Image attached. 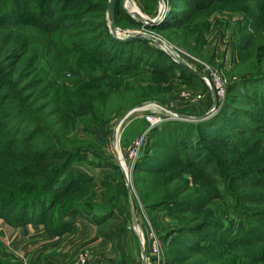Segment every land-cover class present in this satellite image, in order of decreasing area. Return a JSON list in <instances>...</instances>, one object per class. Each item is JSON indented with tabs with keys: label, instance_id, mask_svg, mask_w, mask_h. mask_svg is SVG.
<instances>
[{
	"label": "trees",
	"instance_id": "trees-1",
	"mask_svg": "<svg viewBox=\"0 0 264 264\" xmlns=\"http://www.w3.org/2000/svg\"><path fill=\"white\" fill-rule=\"evenodd\" d=\"M144 1L138 0L140 8L155 16L156 0H147L149 4ZM220 3L234 4V10L242 12L243 18L250 21L249 25L244 26L250 32L242 34L239 42H236V50L239 51L236 68L238 72L243 71L247 75L242 74L240 80L228 84L226 98L216 116L196 123L177 120L176 124H165L163 127L173 133L172 139L178 141L174 145L183 151L181 155L189 153L187 159L190 160L187 163L192 166V170L203 169L209 181L215 184L216 179L206 171V167H212L213 172H217L224 180L234 217L214 222L212 232L201 234L196 233L200 228L190 223L201 218L202 210L192 212V216L187 218V224L179 229L181 234H194L193 236L208 242L201 244L193 239L185 241L182 249L167 258L166 264H264V88L259 95L250 97L251 102L260 106L262 119L246 107H232L236 87L241 85L239 83L246 86L264 80V0H167V10L160 22L144 24L139 18L133 21L135 25L144 28H157L162 33H167L168 40H172V28L181 23L187 27L184 35L188 34L194 19L202 20L201 15H205L212 4ZM3 5L7 8L0 9L1 13L8 11L10 15L17 16L18 21L22 18L30 20L31 27L42 34H61L63 41L60 46L51 48L69 52L75 58L74 67L70 69L73 78L68 83L74 85L77 95L66 93L59 100L52 99L38 105L37 99L45 98L47 94L21 96L18 93L24 105L28 97L33 95L24 113L39 117L41 122H35V128L43 134L44 139L36 140L38 133L32 131L27 135L21 134L18 122L15 121L16 112L10 113L0 100V217L4 218L5 213H8L6 223L11 227L25 226L28 223L42 224L49 235H58L72 229L65 219L84 211L75 204L80 197L78 191L90 185H83V180L92 182L84 170L74 171V159L83 151L85 154L91 152L87 142L80 139L79 133L74 130L76 123L83 118L91 120L89 124L93 126L109 121L144 100L172 93L180 79L195 74L183 64L173 62L160 52L158 54L155 48L148 45L145 48L149 49L147 52L150 57H154V61L141 66L144 56L140 53L142 45L139 41L142 37L119 39L108 34L106 38L103 36L107 33L104 22L95 24L94 20H90L92 17L103 18L104 8L98 0H7ZM65 6H74L87 13L91 25L87 26L78 19L81 11L66 12ZM68 19L73 21L68 23ZM103 38L106 40L97 46L96 42ZM109 41L114 43L112 47L122 49V57L108 52ZM9 59L8 56L5 57L9 73L21 74L25 68V63L20 62L21 56L16 60ZM36 65L33 66L34 70ZM122 73L129 76H123L122 79ZM122 80L128 83L131 81V84L122 88ZM2 82L12 91L18 85H10L3 78ZM25 89L22 86L20 91ZM61 101L63 102L59 104ZM33 105L36 108L30 112L28 107ZM39 111H45L43 118L49 117V124L40 118L42 114ZM228 112L231 115L224 118ZM216 145L233 147L246 156L260 154L263 162L243 165L227 174L220 170L221 158L216 156L219 153ZM188 146H191L190 150ZM147 147H150L149 144ZM253 162L254 160H250L247 163ZM178 165L179 162L169 161L167 167L161 168ZM182 167L181 165L180 169ZM161 168L157 166L155 169L159 171ZM183 173L184 170L180 172L181 176L178 174L180 179ZM183 183L186 184L185 193L189 194L190 180L185 177ZM240 184L248 187L241 190ZM159 185L162 188L164 186L163 183ZM211 198V195L204 194L187 199L184 204L195 211L202 207L203 202L212 201ZM69 201L73 202L70 206L66 205ZM54 205L60 210L57 215L60 219L55 226L48 228L52 217L48 213ZM87 212L88 216L93 215L92 212ZM206 223L208 221L203 224ZM237 227L239 230L236 231ZM2 240L0 236V241ZM230 250L232 253H229ZM15 258L14 254L0 252V264H5L7 259H12L14 264H22L21 260Z\"/></svg>",
	"mask_w": 264,
	"mask_h": 264
},
{
	"label": "rangeland",
	"instance_id": "rangeland-1",
	"mask_svg": "<svg viewBox=\"0 0 264 264\" xmlns=\"http://www.w3.org/2000/svg\"><path fill=\"white\" fill-rule=\"evenodd\" d=\"M6 1L0 0V9L5 10L7 8L3 5ZM98 1L104 8L102 11L103 18L92 17L93 19L90 20H94L95 24L104 22V29L107 33L103 36L106 38L108 34L112 37L126 34L142 37L139 41L142 45L140 53L144 56L141 66L154 61V57H150L147 52L149 49L145 48L148 45L155 48L158 54L162 53L173 62L183 64L195 75L189 74L185 79H180L172 93L159 94L144 100L122 111L109 121L100 122L93 126V124H89L92 122L91 120L83 118L76 123L74 130L79 133L80 139L87 142L86 145L91 152L85 154L83 151L74 159V171L84 170L85 174L91 177L92 182L83 180V185H90H86L78 191L80 197L75 204H77V208L84 211H79L65 220H68L71 227L77 224L82 227L83 232L79 234V237L82 238L80 241L86 239L91 241L88 236L89 231L93 233L92 240H95L96 236L102 238L101 244H105V251L100 250V252H103L104 264H142V262L145 264H166L167 258L182 249L185 241L193 239L198 243L207 244L206 239H199L193 236L194 234L182 235L179 230L187 224V218L192 216V212L202 210L201 218L190 223L193 224L192 226L199 227L200 229L196 233L200 232L201 234L212 232L211 228L214 222L219 223L234 217L231 203L227 199L228 193L224 180L217 172H213L212 167H206V171L211 174L212 178L216 179L215 182L217 183L215 184L209 181L207 175L203 173V169L192 170V166L187 163L190 160L187 159L189 153L181 155L183 151L174 145L178 141L173 140V133L167 131L163 126L165 124L174 125L177 120L196 123L199 120H206L219 114V108L226 98L228 84L240 80L242 74L247 75L243 71L238 72L236 68V56L239 54V51L236 50V42H239L242 34L250 32L244 27L245 24L249 25L250 21L243 18L242 12L234 10V4H212V8L210 7L211 9L205 15H201L202 20L194 19L191 22V31L188 34L184 35L187 27L185 28L183 24L179 23L177 27L171 29L173 37L172 40H168L166 38L167 33H162L157 28H144L141 25H135L133 20L138 17L131 14L125 7L126 0H112L110 9L108 5L111 0ZM144 2L149 4L147 0ZM163 2L166 12L167 0H163ZM128 3L134 8H138L144 15L154 16L145 13L140 8L138 0H129ZM159 7L160 4L156 0V14ZM64 10L66 12L81 11L78 19L87 26L91 25L88 14L77 7L65 6ZM1 12L0 100L5 104L4 108L10 110V113L16 112L15 121L18 122L21 134L27 135L31 131L36 132L38 133L36 140H42L44 139L43 134L35 128V122L40 121L39 117L31 113H24L25 107L28 106L27 104L33 95L28 97L26 105L19 96H28L32 93L47 94V97L37 99L38 105H40L48 102V100H59L66 93L77 95L78 92L74 85L68 83L73 78L70 69L74 67L75 58L69 52L55 51L51 48L56 45L60 46L63 41L61 34H42L38 29L31 27L30 20L22 18L18 21L17 16L10 15L7 13L8 11L5 14ZM111 18L115 28L114 33L110 27ZM72 21L73 19L67 20L68 23ZM149 35L159 38L162 43L154 41ZM184 36L187 38L184 39ZM105 40L104 38L98 40L96 45L99 46ZM107 44H109V53H116V57L120 55L122 57V49L118 50L112 47L114 43L110 41ZM7 56L10 58L9 60H16L21 56L20 62L25 63V68L21 74L9 73L5 62L8 61L5 60ZM34 64H37L35 70L33 69ZM175 71L177 72L178 69ZM211 71H217L224 81L225 91L222 97L217 94ZM123 76L129 75L122 73V79ZM2 78L10 85L13 83L18 85L13 87V91L9 90L6 88L7 86H4ZM130 84L131 81L128 83L122 80V88L128 87ZM239 84L241 85H238L236 90L234 89L235 96L232 107L234 109L237 107L248 108L256 112V115L262 119L263 115L259 113L261 111L260 106L251 102L250 97L252 98L254 94L259 95L260 90L264 88V80L246 86L244 83ZM22 86L24 89H28L20 91ZM83 87L87 88L86 85ZM240 92L251 94V96L248 97ZM28 108L31 110L30 112H33L36 107L33 105ZM44 112H40L42 114L40 118L49 124L51 122L49 117L43 118ZM178 113L192 117L207 114V117L184 119L178 116ZM121 115L124 116L122 120H120ZM230 115L228 112L224 118ZM148 116L161 119L151 125L147 119ZM30 124H32L31 127ZM139 140L140 145L138 146L136 142ZM148 144L150 147H147ZM216 146L219 149L216 156L221 158L220 170L227 174L243 165L254 164L256 161L263 162V157L260 154L254 155L252 153L246 156L240 153L241 150H236L233 147ZM190 148L191 146H188V150ZM179 157H181L180 160H177ZM250 160H254V162L247 163ZM169 161L179 162L178 167L173 166L166 169ZM199 161L200 158L197 162L199 163ZM181 165L183 166L182 169H180ZM157 166L165 167L157 171L155 169ZM182 170L184 173L180 179ZM185 177L190 180L189 194L184 191L186 184L183 183V178ZM160 183L164 184L163 188L160 187ZM240 185L241 190L248 187L246 184ZM234 189L238 188L234 187ZM204 194L211 195L212 201L203 202L201 208H196L194 211L184 204L185 200ZM130 199L135 207V223L131 219ZM66 203L70 206L73 202ZM212 203L217 205L214 206ZM87 211L92 212L93 215L88 216ZM58 213L60 210H57L54 205V208H51L50 213H48L52 216L48 222V228L56 225L60 219L57 218ZM8 217V213H5L4 218L0 217V227L10 228L7 229L9 232L11 226L6 223ZM206 221L208 223L203 224ZM27 225L37 229L40 224L28 223L25 226ZM88 226L92 229L89 230ZM14 228L17 229V227H12V229ZM237 230H239L238 227ZM46 231L48 230L43 228L44 234L47 233ZM17 235L22 238L26 233L21 230L17 232ZM2 239L0 247L3 250L0 248V252L13 254L16 249L12 246L7 248L3 237ZM88 240L80 243L81 248L79 249L78 243L71 242L72 246L68 252L64 253L70 257L69 264H75L77 256L81 252L90 254L87 251L89 248ZM30 241L34 242L33 240ZM91 246L95 250L96 247ZM229 253L232 251L230 250ZM65 257L66 255L62 259ZM14 263L12 259H7L5 264Z\"/></svg>",
	"mask_w": 264,
	"mask_h": 264
},
{
	"label": "crops",
	"instance_id": "crops-1",
	"mask_svg": "<svg viewBox=\"0 0 264 264\" xmlns=\"http://www.w3.org/2000/svg\"><path fill=\"white\" fill-rule=\"evenodd\" d=\"M43 228L44 227L41 224L38 225L37 229L34 228V226L27 225L17 227V229H12L11 227V230L8 232L7 229L10 228L0 227V236L1 238H4V243L7 248L12 246L16 249L13 254L16 258L21 260L22 264H69L70 262L68 260L70 257L68 254L64 253L68 252L70 246H72L71 242L78 243L77 246L79 249L81 248V245L79 244L84 241L87 242L88 240L80 241L82 238L79 237V234L83 232V229L79 224L73 226L71 230L58 235L44 234ZM20 229L26 233L22 238L17 235V232L21 231ZM32 229L37 231L35 232ZM90 229L92 228L89 227V230ZM38 232L40 234H37ZM88 236L91 238V241L88 240L89 248H87V251L90 252V264H104L105 262L102 260L103 252H100V250L105 251V244H101L102 238L96 236L94 238L95 240H92V231L88 232ZM30 240H33L34 242ZM100 244L101 247H99ZM91 245L96 247L95 250ZM27 247H29V249H26ZM65 255L66 257L62 259Z\"/></svg>",
	"mask_w": 264,
	"mask_h": 264
},
{
	"label": "water",
	"instance_id": "water-1",
	"mask_svg": "<svg viewBox=\"0 0 264 264\" xmlns=\"http://www.w3.org/2000/svg\"><path fill=\"white\" fill-rule=\"evenodd\" d=\"M158 2L160 4V7H159V10H158V13L154 17H149V16L144 15L143 13L138 12V11H133V12L132 11H129V12L131 14L137 16L144 24H156V23L160 22L163 19L164 14H165L163 0H158ZM111 7H112V0H111V2L108 5V8L109 9ZM110 27H111L112 32L114 33L115 32V28H114V25H113V22H112V18H111V22H110ZM149 36L154 41H156L158 43H162L159 38H156V37L151 36V35H149ZM133 37H137V36L136 35H130V34H126V35H123V36H117V38H119V39H126V38H133ZM166 50H168V49H166ZM140 106H142V104H140ZM178 116H180V117H182L184 119H192V118L193 119H199V118H204L205 116L207 117V114L206 115L199 116V117H192V116H188V115H185V114H182V113H178ZM123 118H124V116L121 115L120 120H122ZM130 211H131V219H132L133 223H135L136 222V213H135L134 204H133V202H132L131 199H130ZM142 264H145V263L142 262Z\"/></svg>",
	"mask_w": 264,
	"mask_h": 264
},
{
	"label": "built area",
	"instance_id": "built-area-1",
	"mask_svg": "<svg viewBox=\"0 0 264 264\" xmlns=\"http://www.w3.org/2000/svg\"><path fill=\"white\" fill-rule=\"evenodd\" d=\"M211 77L214 79L215 84H216V91L217 94L222 97L224 95L225 91V84L224 81L221 79L220 74L217 71H211ZM147 119L149 120L150 124L153 125L160 121L161 118L159 117H154V116H148ZM136 144L139 146L140 145V140L136 142ZM75 264H89V255L87 252H81L76 259Z\"/></svg>",
	"mask_w": 264,
	"mask_h": 264
},
{
	"label": "bare ground",
	"instance_id": "bare-ground-1",
	"mask_svg": "<svg viewBox=\"0 0 264 264\" xmlns=\"http://www.w3.org/2000/svg\"><path fill=\"white\" fill-rule=\"evenodd\" d=\"M127 1V3H126V8L129 10V11H138V12H140L139 10H138V8L136 9V8H134L130 3H128L129 2V0H126ZM135 4V3H134ZM126 169V168H125Z\"/></svg>",
	"mask_w": 264,
	"mask_h": 264
}]
</instances>
